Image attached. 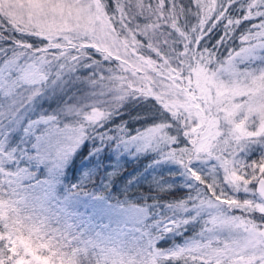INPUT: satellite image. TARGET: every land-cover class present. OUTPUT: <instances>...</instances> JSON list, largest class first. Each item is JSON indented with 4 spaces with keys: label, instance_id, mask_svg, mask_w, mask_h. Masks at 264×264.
I'll list each match as a JSON object with an SVG mask.
<instances>
[{
    "label": "rangeland",
    "instance_id": "rangeland-1",
    "mask_svg": "<svg viewBox=\"0 0 264 264\" xmlns=\"http://www.w3.org/2000/svg\"><path fill=\"white\" fill-rule=\"evenodd\" d=\"M112 1V16L106 15L99 0H0V12L32 27L58 47L68 44L69 35L85 24L93 33L91 42L123 53L117 64L127 75L135 73L150 93L163 90L167 102L161 101L160 95L156 98L181 117L183 137L193 144L195 168L203 174L216 171L218 176H210L213 196L203 193L192 205H179L182 210L193 207L197 215L208 214L205 226L179 243L160 248L161 232L177 226L179 216L162 218L154 213L151 217L141 205L112 204L59 187L61 170L85 137L79 125L81 106L105 102L110 95L106 82L101 86L89 82L93 66L81 81L65 79L48 92L51 97L59 91L63 102L48 111L40 105L35 116L29 115L21 134H31L32 143L26 145L24 140L5 148V140L9 141L27 111L23 107L27 97L45 78L40 62L26 56L23 68L33 69L26 73L33 82L25 81L18 88L24 105L18 103L13 116L0 108L4 113L0 116L4 140L0 142V239L9 249V264H159L158 257L170 254L201 255L212 264H264V226H254L226 207L231 203L259 212L255 206L264 204L255 190L258 178L264 177V90L256 80L244 82L245 86L231 80L239 77L233 74L235 63L255 56L256 46L249 45L211 72L197 67L193 90V78L180 84L184 75L181 77L179 68L158 47L160 41L170 42L159 33L176 17L170 3L178 13L191 18L197 14L196 1ZM112 74L111 81L118 80L120 73ZM0 101L5 105L10 102L4 96ZM163 132L164 126L157 124L141 131L139 137L145 146L149 140V144L156 142ZM163 184L172 185L173 180Z\"/></svg>",
    "mask_w": 264,
    "mask_h": 264
},
{
    "label": "trees",
    "instance_id": "trees-1",
    "mask_svg": "<svg viewBox=\"0 0 264 264\" xmlns=\"http://www.w3.org/2000/svg\"><path fill=\"white\" fill-rule=\"evenodd\" d=\"M99 1L106 15L112 16L113 1ZM194 1H196L194 6L197 14L191 18L178 13L171 2L176 17L172 23L159 30V33L169 38L170 42L160 41L158 49L172 60L174 67L179 68L181 77L184 75V80H181L180 84L185 85L186 78L192 77L194 82L190 87L195 90L198 79L195 74L197 67L211 72L221 66H209L200 52L201 47H213L219 41L220 56L228 55L229 49L236 54L249 45L256 46L255 56H247L235 63L233 74L236 73L239 77L234 76L231 80L241 86H245L244 82L256 80L255 84L264 90V0ZM206 9H209L208 13ZM37 33L32 27H25L0 12V40L10 37L20 41L29 40L34 45H39L40 37H46L39 33L37 36ZM222 36L225 40L221 39ZM69 39V43L66 44L68 48L75 45L76 48L90 46L100 49L97 44L91 42L94 36L85 24L77 26L69 35ZM46 40L48 41L47 38ZM20 50L21 55H6L7 49L0 45V63L5 59H12L15 64L24 67L22 58L30 55L23 56V49ZM67 50L65 48V51ZM48 60L51 61L47 54L36 60L37 63L40 62L39 69L45 78L39 84L38 93L33 99L28 100L25 105L22 104L24 108L27 107V111L16 131L11 133L9 141L5 140V148L20 144L24 140L26 145L32 143L31 134H26L24 137L21 134L23 128H26L29 115L35 116L40 105L42 109L48 111L53 109L56 103L63 102L64 95L59 96V91L56 90L51 97H47L48 92L53 86L56 89L65 79L76 78V81L78 79L81 81L83 75L93 66L85 63L57 74L52 62L48 64ZM117 65V60H112L107 65L112 72L120 73L118 80L105 81L108 87L119 84L120 78L127 76L126 72ZM228 80L227 83H230ZM17 92H19L18 88ZM2 96L0 94V99ZM39 102L40 104L35 106V103ZM159 103L161 102L157 98L155 100L152 97L130 98L103 120L82 127L85 137L61 170L59 187H66L77 195L90 194L91 197L112 204L141 205L148 209L151 217L154 213L160 214L162 218L177 217L178 219L179 216L178 225L162 231V236L157 242L158 247L167 248L173 243H179L184 237L196 234L205 226L208 214L202 212L197 215V210L193 207L182 210L179 205H192L203 193L213 196V191L209 187L212 181L210 176L214 178L218 176L216 171L203 174L195 168L197 162L193 159L195 157L193 144L187 143L183 137L185 131L181 117L177 112L172 114ZM8 118L6 117L5 120ZM157 124L164 126V134L158 136L156 142L149 144V140L144 146L143 138L139 137V133ZM135 136L137 142L132 145L131 139ZM1 138L0 135L2 143L4 140L2 141ZM192 169L198 173L199 179L193 175ZM167 179L173 180V184L162 186ZM215 187L217 186H214V189ZM226 207L230 213L249 221L254 226H264V215L260 212L250 211L249 208L231 203H227ZM182 219L185 221L181 222ZM9 254L5 240L0 239V260L6 258L2 264H9ZM186 259L190 260L191 264H212L201 255L192 257L187 254L161 256L157 261L159 264H185Z\"/></svg>",
    "mask_w": 264,
    "mask_h": 264
},
{
    "label": "clouds",
    "instance_id": "clouds-1",
    "mask_svg": "<svg viewBox=\"0 0 264 264\" xmlns=\"http://www.w3.org/2000/svg\"><path fill=\"white\" fill-rule=\"evenodd\" d=\"M112 23H115V18H113ZM36 35L38 36L39 34L37 33ZM221 39L225 40V37L222 36ZM40 40L41 43L39 45H34L29 40L20 41L15 38L5 37L3 40H0V45H3V47L7 49L6 55H21V48L24 54L30 55L34 60H39L42 56L47 54L57 74L82 66L85 63H90L93 65L95 72L89 77V82L99 86L104 84L105 81L113 79L112 71L107 68V65L112 60H118V57L123 55V53H118L115 50L107 51L104 48L96 49L90 46L76 48L75 45H73L71 48H68V46L65 45L64 48H61L48 42L46 38L40 37ZM219 43L218 41L217 45L213 47H201L200 49L205 63L211 67H218L226 60L231 61L232 56L235 55L232 49H229V53H232V55L228 53L226 56H220L218 51ZM65 48L68 50L65 51ZM117 66L122 67L119 64ZM129 71L131 72V70ZM143 84V80L138 78L135 73H131L130 75L121 77L117 85H113L112 87L105 85V90L110 93L107 101L102 102L101 100H97L91 102L90 105L81 106L79 111V125L86 127L91 123L103 120L130 98L152 97L156 100V96L160 95L161 101L163 102H167L169 99L162 94V89H153L150 93L144 88ZM159 105L162 106V103H159ZM97 117L99 118L97 119ZM255 209L264 215V204L255 206ZM185 264H191L190 260L186 259Z\"/></svg>",
    "mask_w": 264,
    "mask_h": 264
},
{
    "label": "snow or ice",
    "instance_id": "snow-or-ice-1",
    "mask_svg": "<svg viewBox=\"0 0 264 264\" xmlns=\"http://www.w3.org/2000/svg\"><path fill=\"white\" fill-rule=\"evenodd\" d=\"M33 71L31 67L23 68L7 59L0 63V94L7 98L10 102L5 104H0V108L6 109L9 115H12L16 110V105L18 103H23L24 97L20 92H17V88L21 86L25 81L32 83L33 80L29 78L26 73ZM38 93V91H33L30 96L27 97L29 101ZM4 115L0 112V116ZM99 117H97L98 119ZM179 162V161H177ZM193 175L199 179V175L192 169Z\"/></svg>",
    "mask_w": 264,
    "mask_h": 264
},
{
    "label": "water",
    "instance_id": "water-1",
    "mask_svg": "<svg viewBox=\"0 0 264 264\" xmlns=\"http://www.w3.org/2000/svg\"><path fill=\"white\" fill-rule=\"evenodd\" d=\"M256 192H258L264 198V177H259L256 185H255Z\"/></svg>",
    "mask_w": 264,
    "mask_h": 264
}]
</instances>
